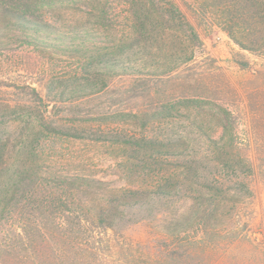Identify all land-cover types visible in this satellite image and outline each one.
<instances>
[{
	"label": "rangeland",
	"instance_id": "1",
	"mask_svg": "<svg viewBox=\"0 0 264 264\" xmlns=\"http://www.w3.org/2000/svg\"><path fill=\"white\" fill-rule=\"evenodd\" d=\"M174 1L197 41L137 31L122 0L100 23L67 0L44 7L49 31L0 21V264H264V46ZM77 177L78 212L111 209L113 228L53 221L26 196L68 210L60 181ZM32 223L52 232L34 254L17 243Z\"/></svg>",
	"mask_w": 264,
	"mask_h": 264
},
{
	"label": "trees",
	"instance_id": "2",
	"mask_svg": "<svg viewBox=\"0 0 264 264\" xmlns=\"http://www.w3.org/2000/svg\"><path fill=\"white\" fill-rule=\"evenodd\" d=\"M66 0H0V21L4 28L7 27V20L11 19L10 26H14L23 31H49L55 29L49 24H46L41 15L43 14L45 6H54L56 3H63ZM67 1H85L90 2L92 8H88L89 15H92L100 23L107 18L108 10L106 4L109 0H67ZM127 6L135 18L137 31L152 32L159 28H169L175 25L185 35L189 33L188 38L192 41L199 39L198 34L187 19L186 14L181 7L176 4L174 0H122ZM195 13L201 15L204 20L214 21L221 30H223L236 44L243 49L249 48L251 45L264 46V0H194ZM15 23V24H14ZM8 24V25H9ZM1 26V22H0ZM98 29V28H97ZM71 32H74L73 28H70ZM184 45V40L182 41ZM4 152V151H3ZM3 153L0 158H2ZM87 180L82 178L64 179L60 181L66 187L69 195L68 210L60 208L62 200L61 195L56 193L44 198L39 196L40 193L32 189L33 186L28 184L29 197L35 198L34 203L37 205L40 214H46L49 212V219L53 221L67 220L69 223H73L74 219H77L80 226L82 222H94L97 227L108 230L113 228V221L111 217L113 211L102 210L96 215L94 220L89 216H81L80 209L75 207L76 199L75 192L79 191L82 187L81 184ZM20 184V183H19ZM21 185V184H20ZM19 187V185L13 184L12 188ZM21 188V187H20ZM20 188L13 190V199L18 197ZM2 197V196H1ZM22 197H25L22 195ZM58 211V212H57ZM42 218V217H41ZM111 219V220H110ZM73 221V222H71ZM37 222L39 220L37 219ZM40 223V222H39ZM108 223V224H106ZM46 225L39 226L34 223L29 227L22 228V233L17 234L18 241L24 251L34 254L37 248H32L35 239H42L43 243L50 241L51 230ZM2 228L0 227V253L2 252ZM57 234V233H55ZM53 236V235H52ZM45 247V246H44ZM36 251H35V250ZM48 250V248H45ZM39 252V251H38ZM30 254V255H31ZM29 257L22 259V264L30 263Z\"/></svg>",
	"mask_w": 264,
	"mask_h": 264
}]
</instances>
